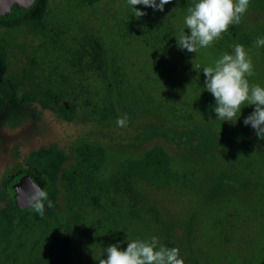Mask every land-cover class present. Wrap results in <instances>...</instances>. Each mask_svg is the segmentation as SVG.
<instances>
[{
  "label": "rangeland",
  "instance_id": "374dc122",
  "mask_svg": "<svg viewBox=\"0 0 264 264\" xmlns=\"http://www.w3.org/2000/svg\"><path fill=\"white\" fill-rule=\"evenodd\" d=\"M193 2L171 0L163 12L133 6L146 13L137 18L127 0H47L40 24L0 28L6 77L21 96L34 97L29 106L0 111V264L45 257L66 218L72 229L64 264H98L103 249L125 250L134 239L156 236L163 244L148 204L172 225L184 264H264V140L243 124L254 106L243 107L235 124L216 120L202 72L239 43L253 59L250 83L264 87V47L255 46L264 37V0H250L242 22L213 46L189 53L176 39ZM98 109L107 117L100 119ZM125 113L128 126L118 127ZM86 141L105 148L102 180L152 146L168 155L173 177L161 185L136 183L138 215L124 193L70 202L59 172L73 161L74 146ZM19 168L44 181L55 206L42 216L13 205L5 181Z\"/></svg>",
  "mask_w": 264,
  "mask_h": 264
},
{
  "label": "clouds",
  "instance_id": "9594fccd",
  "mask_svg": "<svg viewBox=\"0 0 264 264\" xmlns=\"http://www.w3.org/2000/svg\"><path fill=\"white\" fill-rule=\"evenodd\" d=\"M171 0H127L137 18L146 15L135 10L133 6L143 5L163 12L164 6ZM250 6V0H194L187 8L183 20L184 27L176 39L177 47L196 53L203 48L213 46L223 38L233 25H239ZM185 29L188 30L187 34ZM256 47H264V37H257ZM231 53L223 52L213 64L202 69L204 74V89L211 93L215 100L213 111L216 120L235 124L241 116V109L254 106V110L243 120L245 126H251L259 140H264V87L250 83L249 78L255 75L254 63L250 49L236 43ZM128 115L122 114L117 119L118 127L128 126ZM55 205L49 199L48 193L39 189L32 196L30 207L39 215ZM103 256L98 264H184L180 258L178 247H166L158 237L150 239H134L127 243L125 250L119 245H109L103 249Z\"/></svg>",
  "mask_w": 264,
  "mask_h": 264
},
{
  "label": "trees",
  "instance_id": "16d2710c",
  "mask_svg": "<svg viewBox=\"0 0 264 264\" xmlns=\"http://www.w3.org/2000/svg\"><path fill=\"white\" fill-rule=\"evenodd\" d=\"M96 1V0H89ZM47 0H34L31 7L19 17L13 19H0V28L14 27L22 24L38 25L42 21L46 7ZM105 53L102 45L98 44V74L104 75L105 70ZM7 71V55L5 51V44L3 38H0V111L9 113L15 109H20L29 106V103L34 99L32 95L21 96L18 87L11 79L6 77ZM43 95V94H42ZM40 96V101L43 104H49L44 96ZM49 98V93L46 92ZM49 100V99H48ZM53 104L55 102H52ZM58 109L64 113L63 107L58 106ZM102 110V109H100ZM98 109V116L104 119L105 111ZM113 115V109L108 110ZM66 118L70 120V116ZM73 161L67 167H62L59 172V182L63 191L66 194L68 201H81L89 196L91 201H95L96 197L100 195H108L124 193L130 202V213L138 215L137 210L139 196L136 193V183L139 181H148L156 185L167 183L173 176L170 170V161L168 155L158 146H152L146 150L139 158L125 159L120 162L116 171L110 175L106 180L99 178L101 169L105 163V148L95 141L81 142L74 146ZM226 157L230 158V154L226 153ZM231 163L232 158H230ZM12 172V171H11ZM9 173L5 183L10 184V188L25 175H31L36 179L37 183L44 187V181L39 178L30 169H17ZM72 205H68V214L73 217ZM146 211L150 219L158 225L159 231L163 236V245L166 247H177L174 239V231L172 225L162 218L156 209L148 204ZM68 215V216H69ZM69 216V217H70ZM74 219V218H72ZM67 222H71V218H66ZM69 228V227H68ZM65 239V236L62 237ZM63 247V246H62ZM9 258V257H8ZM41 264H49L47 261L41 260ZM56 264V263H55Z\"/></svg>",
  "mask_w": 264,
  "mask_h": 264
},
{
  "label": "water",
  "instance_id": "95a60500",
  "mask_svg": "<svg viewBox=\"0 0 264 264\" xmlns=\"http://www.w3.org/2000/svg\"><path fill=\"white\" fill-rule=\"evenodd\" d=\"M34 0H0V19H13L25 13ZM42 189L31 177L25 176L13 187L12 198L15 205L24 210L30 207L32 196Z\"/></svg>",
  "mask_w": 264,
  "mask_h": 264
},
{
  "label": "flooded vegetation",
  "instance_id": "af4514ba",
  "mask_svg": "<svg viewBox=\"0 0 264 264\" xmlns=\"http://www.w3.org/2000/svg\"><path fill=\"white\" fill-rule=\"evenodd\" d=\"M28 170V169H26ZM30 171H32L33 173H35L37 176H39V172L37 173L35 170L33 169H30ZM25 176H29L32 178V180L34 182L37 183L36 179H34V177H32L31 175H25ZM18 183V182H17ZM16 183V184H17ZM38 184V183H37ZM39 185V184H38ZM15 186V185H14ZM13 186V187H14ZM40 186V185H39ZM41 187V186H40ZM12 191H13V188H12ZM12 191H11V196H12ZM13 205L14 207L15 206V203L13 202ZM17 208V207H16ZM29 208V207H28ZM18 209V208H17ZM27 210V209H26ZM25 211V210H24ZM22 211V212H24ZM68 220L64 219L63 223H62V226L60 228L61 232H60V235L58 236H54L53 235V238H52V243H51V246L50 248L48 249V252L45 254L46 256L45 257H42V255H39L37 256V258L35 259V263L34 264H41L40 263V259L41 260H44V261H47L49 264H64L63 260H62V252L63 253H66L67 251V246H68V243H69V240H70V234H71V229H72V225H71V222H67ZM69 227V228H68ZM65 236V239H63L62 237ZM63 246V247H62ZM11 258V257H10ZM12 259V262L15 260L13 258Z\"/></svg>",
  "mask_w": 264,
  "mask_h": 264
}]
</instances>
